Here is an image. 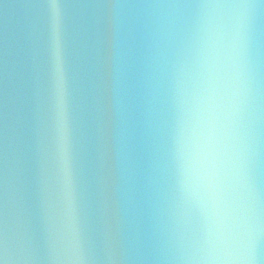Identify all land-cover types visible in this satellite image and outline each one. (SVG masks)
I'll return each mask as SVG.
<instances>
[{
  "label": "water",
  "instance_id": "95a60500",
  "mask_svg": "<svg viewBox=\"0 0 264 264\" xmlns=\"http://www.w3.org/2000/svg\"><path fill=\"white\" fill-rule=\"evenodd\" d=\"M244 2V168L237 177L223 43ZM67 88L61 170L53 6ZM215 168L193 192L204 134ZM231 264H264V0H0V264H205L225 213Z\"/></svg>",
  "mask_w": 264,
  "mask_h": 264
},
{
  "label": "clouds",
  "instance_id": "9594fccd",
  "mask_svg": "<svg viewBox=\"0 0 264 264\" xmlns=\"http://www.w3.org/2000/svg\"><path fill=\"white\" fill-rule=\"evenodd\" d=\"M206 14L214 18L227 17L229 26L223 43L224 67L230 92V137L233 143V168L237 177L243 176L244 168V102L247 90V66L245 43V20L251 5L244 2L202 5ZM53 66L56 82L57 133L61 170L70 184V140L67 112V88L64 62L61 55L59 35V11L53 6ZM215 133L204 134L198 150L193 151L188 171V183L193 192L205 188V180L215 168L217 145ZM245 222L240 215L225 213L219 220L217 230L211 234L212 248L199 259L205 264H231L238 258L242 244Z\"/></svg>",
  "mask_w": 264,
  "mask_h": 264
}]
</instances>
